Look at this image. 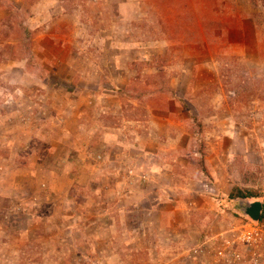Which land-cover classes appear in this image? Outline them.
Masks as SVG:
<instances>
[{"label": "rangeland", "instance_id": "374dc122", "mask_svg": "<svg viewBox=\"0 0 264 264\" xmlns=\"http://www.w3.org/2000/svg\"><path fill=\"white\" fill-rule=\"evenodd\" d=\"M235 187L264 203V0H0V264H264Z\"/></svg>", "mask_w": 264, "mask_h": 264}, {"label": "crops", "instance_id": "0c3cea01", "mask_svg": "<svg viewBox=\"0 0 264 264\" xmlns=\"http://www.w3.org/2000/svg\"><path fill=\"white\" fill-rule=\"evenodd\" d=\"M130 33H132L133 35L136 34L135 32H130ZM84 69H85V67H84ZM84 69H83V71H84ZM73 74H74V72H73ZM80 75L83 77L84 74L81 73V71H79V77H80ZM74 77H75V74H74ZM89 80L90 79L83 80L82 78H80L79 82L76 83V86H74V88H73V83L74 82H72L71 80H68V81H71V82H69L71 90L69 92H65L67 97H70V95H73L72 97L79 96L81 98L83 97L82 98L83 100L89 101V100H92L93 98H95V99H104V98H108L109 96H112L113 98L117 96V94H118L117 92H111L110 90L103 89V88L101 89L100 87L97 86L98 84L94 83L93 81L89 82ZM99 81H101V80H99ZM95 84H96L97 88L94 86ZM125 86L126 85H124V86H122V87H120L118 89L119 90L123 89V88H125ZM201 86H203V87L206 86V83L202 82L200 84V87ZM115 102H116V104H115L116 106L119 105L118 109L120 110V115H122L120 104L118 103V101H115ZM108 110H109V108H105V110H102V108H101V112L98 113L99 110H96L93 113L92 108L85 107L84 108V112L81 115V117H78V119H77L78 121H77L75 127H77V129L82 130L84 132L83 135L87 136L88 130H91L92 127H94V126L97 127V124L95 123V120H96V118L100 119V113H101V117H103V119H100V120L104 121V120L108 119V122L113 124L112 127L117 128L119 126L118 123H119L120 118H117L116 116L115 117L112 116L114 114H112V112L108 111ZM115 111L117 112L118 110L116 109ZM115 115H117V114H115ZM127 122H129V121H127ZM110 130H113V129H109V130L107 129V131H105V132L108 133V131H110ZM162 156H163L162 154H159V156L156 157L157 159H159V162H160V160H163V161L165 160V158L161 159ZM154 162H157V161H154ZM154 162L152 163L151 159H150V161L146 160L145 163L142 164V166H141L142 168L140 170V173H139L138 177L134 178V180H138L140 182L141 186L142 185H145V186L149 185V182L145 181V180H147L146 176L148 178V175L149 176L151 175L150 172L154 173V171H157V170H155L156 166L154 165ZM168 162L171 163L170 161H168ZM166 164H167V162L161 163V165H163V166H166ZM162 168H164V167H162ZM161 195H162L161 193H157L156 194L157 197H159ZM170 197L171 198H169V202H173L175 200L174 196H170ZM176 200H177V197H176Z\"/></svg>", "mask_w": 264, "mask_h": 264}, {"label": "trees", "instance_id": "16d2710c", "mask_svg": "<svg viewBox=\"0 0 264 264\" xmlns=\"http://www.w3.org/2000/svg\"><path fill=\"white\" fill-rule=\"evenodd\" d=\"M253 1H255V0H253ZM19 25L21 26V24H19ZM257 27H258V25H256V28ZM30 41L31 40L29 39V42H27V44L24 45L28 49V51L31 49V45H32V43ZM157 77L163 78V80L160 81V84L163 85V87H165V89L169 93L170 97H172L174 91L173 90H169V87L167 86L168 85L167 75L164 72H159L157 74ZM131 87L132 86H129L127 88H124L125 90L123 89V90L118 91V94L120 95V97L121 96L124 97L123 98L124 101L121 100V104H122L121 105V110L123 111V113L130 110L129 111V116L130 115L132 116V115H134L136 113H133V111L131 112V105L128 102H126V100H132V99L136 100V98H138V97H134L133 98V95H132L133 93H129L130 89H133ZM134 89H135V91H137V88H134ZM161 93H163V89H162ZM127 116H128V114H127ZM133 118L136 119L134 116H133ZM194 121L200 125L198 120L194 119ZM200 146L201 147H200L199 151H200V154H201V159L199 158V162L198 163H199L200 168L202 169V171L206 172V168L204 166V160L202 158V154L204 153L203 152L204 142H201ZM18 161L21 162L22 165L24 164L21 160H18ZM251 198H259L258 193L253 192V191H246L245 192V191L239 189L238 187H235V188L231 189L230 193L228 194V196L224 200H217V201H219V202L220 201L221 202L225 201L227 204H230V206H232L231 209H233L234 207L237 208V206H238L237 204H238L239 201H245V200L251 199ZM262 219H263V216L261 217V220Z\"/></svg>", "mask_w": 264, "mask_h": 264}, {"label": "built area", "instance_id": "2783aa9c", "mask_svg": "<svg viewBox=\"0 0 264 264\" xmlns=\"http://www.w3.org/2000/svg\"><path fill=\"white\" fill-rule=\"evenodd\" d=\"M264 222V218L258 222L257 225H254L249 221L246 223L244 227L239 231L240 236L237 238L239 241L246 246L247 248H250L251 251H254L252 253V256L259 258L262 254L263 257V243H264V225L262 223ZM238 236V234L236 235ZM230 244V241L228 243V246ZM228 247H226L227 249ZM223 250L213 252V259L215 260L216 257H222L225 247L222 248ZM259 252L258 254H256ZM222 260V258L217 259L216 263L218 261Z\"/></svg>", "mask_w": 264, "mask_h": 264}, {"label": "water", "instance_id": "95a60500", "mask_svg": "<svg viewBox=\"0 0 264 264\" xmlns=\"http://www.w3.org/2000/svg\"><path fill=\"white\" fill-rule=\"evenodd\" d=\"M237 205V209H239L240 213H242L246 219L254 225L258 224L263 210V200L249 199L246 201H239Z\"/></svg>", "mask_w": 264, "mask_h": 264}, {"label": "clouds", "instance_id": "9594fccd", "mask_svg": "<svg viewBox=\"0 0 264 264\" xmlns=\"http://www.w3.org/2000/svg\"><path fill=\"white\" fill-rule=\"evenodd\" d=\"M251 199H258V198H251ZM247 200H249V199H247ZM246 201V200H245ZM239 203V202H238ZM263 208H264V203H263ZM238 211H239V209H238ZM263 211V210H262ZM242 214V213H241ZM261 217H262V213H261ZM261 217H260V220H261ZM248 220V219H247ZM259 220V221H260Z\"/></svg>", "mask_w": 264, "mask_h": 264}]
</instances>
